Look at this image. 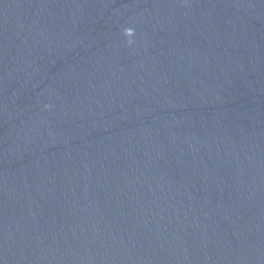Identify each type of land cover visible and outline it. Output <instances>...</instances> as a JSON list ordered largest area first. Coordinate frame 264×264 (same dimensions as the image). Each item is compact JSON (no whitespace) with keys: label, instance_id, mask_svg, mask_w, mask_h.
<instances>
[{"label":"water","instance_id":"1","mask_svg":"<svg viewBox=\"0 0 264 264\" xmlns=\"http://www.w3.org/2000/svg\"><path fill=\"white\" fill-rule=\"evenodd\" d=\"M0 264H264V0H0Z\"/></svg>","mask_w":264,"mask_h":264},{"label":"clouds","instance_id":"2","mask_svg":"<svg viewBox=\"0 0 264 264\" xmlns=\"http://www.w3.org/2000/svg\"><path fill=\"white\" fill-rule=\"evenodd\" d=\"M125 32H129L130 33L131 32V29H125Z\"/></svg>","mask_w":264,"mask_h":264}]
</instances>
